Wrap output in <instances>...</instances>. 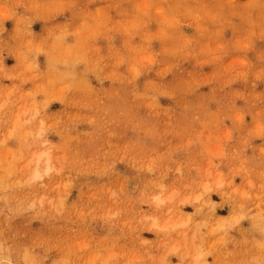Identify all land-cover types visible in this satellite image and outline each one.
I'll use <instances>...</instances> for the list:
<instances>
[{
	"label": "rangeland",
	"instance_id": "1",
	"mask_svg": "<svg viewBox=\"0 0 264 264\" xmlns=\"http://www.w3.org/2000/svg\"><path fill=\"white\" fill-rule=\"evenodd\" d=\"M0 252L264 264V0H0Z\"/></svg>",
	"mask_w": 264,
	"mask_h": 264
},
{
	"label": "bare ground",
	"instance_id": "2",
	"mask_svg": "<svg viewBox=\"0 0 264 264\" xmlns=\"http://www.w3.org/2000/svg\"><path fill=\"white\" fill-rule=\"evenodd\" d=\"M49 170V167H47L46 171ZM36 176L40 175L38 172L35 173ZM7 258L5 257V255H3L0 252V264H7Z\"/></svg>",
	"mask_w": 264,
	"mask_h": 264
}]
</instances>
